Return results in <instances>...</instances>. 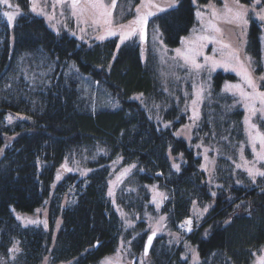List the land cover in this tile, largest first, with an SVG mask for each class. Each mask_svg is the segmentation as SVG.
<instances>
[{
	"label": "trees",
	"instance_id": "1",
	"mask_svg": "<svg viewBox=\"0 0 264 264\" xmlns=\"http://www.w3.org/2000/svg\"><path fill=\"white\" fill-rule=\"evenodd\" d=\"M15 2L23 13L13 27L0 6V262L40 264L48 256L50 264H98L128 251L124 259L131 264L144 258L147 222L160 213L166 224L153 240L148 264H189L190 245L197 248L198 264H250L264 246V179L253 183L235 169L245 142L244 111L221 87L236 77L201 73L208 84L189 131L192 75L187 80L179 68L172 77L173 64L164 73L148 42L133 36L118 49L114 38L81 42L54 33L28 11L29 0ZM173 2L146 25L167 49L179 46L195 22L191 0ZM138 5L116 0L112 19L131 21ZM257 26L249 30L247 52L264 89ZM106 95L111 105L102 100ZM8 113L18 118L8 124ZM205 157L214 159L210 173L200 168ZM117 159L132 168L111 201L107 183ZM76 169L90 172L82 177ZM151 185L164 193L158 210L150 204ZM193 205L210 208L184 235L179 226ZM39 208H45L46 228L24 227L12 213Z\"/></svg>",
	"mask_w": 264,
	"mask_h": 264
},
{
	"label": "rangeland",
	"instance_id": "2",
	"mask_svg": "<svg viewBox=\"0 0 264 264\" xmlns=\"http://www.w3.org/2000/svg\"><path fill=\"white\" fill-rule=\"evenodd\" d=\"M29 8L28 11L38 17H41L45 20L48 27L54 32V33H62L66 32L70 37L77 39L81 42H102L111 38H114L117 40V49L123 44L120 43V33L127 32L130 30L131 27H135V25H131L130 22L136 19L137 13L135 11V17L126 23L123 24H116L114 20L112 19V2H107V0H79V3L76 8V15H73V9H72V0H29ZM174 0H144V6L141 5V0H139L140 7V14L145 15L148 12L158 13V9L156 7H151V4L157 5L160 8H165L166 10L169 9V5H175L176 3L173 2ZM192 4L194 6V25L189 31V33L185 36H183L180 40L179 46L167 49L163 43L161 42V39L157 37V34L147 33L146 30V42L149 43L150 46L153 48V53L156 57L157 63L159 67L162 69L164 67L163 71L165 73V70L169 72V69L171 68V65L173 64L176 69L170 71L172 72V77H176L180 73V70L183 69L186 71V75L184 76L187 80H190V76L192 75V85H193V98L189 103V112H190V118L193 115V99H196V92L203 87L204 91L203 94H205V88L207 87L208 81L200 80L201 73L206 72L209 74L215 73V72H222L225 74H231L236 77V81H225L222 84L221 90L224 93H227L229 95H232L237 98L242 110L244 111V118H243V126H244V133H245V142L241 144L238 150V158L234 162L235 169L243 170L249 179L252 181V178L248 175L247 168L255 167L262 171H264V160H257L255 153L252 150V144L249 139V127L245 123V120L248 119L251 124H255L257 126V129L260 133H264V130L261 129L260 124L261 122H264V113H261L260 111H257L255 115H252L249 110L245 107L246 101L241 97L239 90L235 88H231L229 90L226 89V85H240L241 88L245 92H251V89L248 88L244 81L242 80L241 76L237 75L236 71H233L232 68H236L237 71H239V64L237 63V60L233 57L232 52L233 50H238L239 57H240V63L244 64V67L249 69V63L251 62L246 58H250L249 53L247 52V36L249 34V30L251 29V26L256 23L258 28L260 29L259 34V42H260V48H261V65L264 71V21H261L258 16L256 15L257 12H260L262 8H264V0H260V3L257 4L256 0H240V3L243 4L248 9V24L241 27H237V22L229 23L228 21L232 19L231 14L227 13L225 11V3L229 5V7H234L233 0H210L209 2L205 4H199L197 0H191ZM102 3L104 5V8L94 10L91 8V3ZM9 3L13 6L12 8H9L5 4H0L1 6V12L5 11H14L16 6H19L15 0H9ZM35 6V11H32V7ZM20 12L23 13V10L19 7ZM216 10L219 15L217 17L212 16L213 10ZM254 9V10H253ZM109 12L111 15H102L101 13L104 11ZM201 13V16L198 18L196 13ZM18 16V15H17ZM16 16V17H17ZM5 18V17H4ZM6 19V18H5ZM211 21L212 24H214L216 27L220 29V32H214L211 30H205L209 29V22ZM123 26V27H122ZM114 31L117 33V35L114 36H107L108 31ZM74 33V34H73ZM106 36L104 40L98 39L99 36ZM205 35H212L216 38V42H208V41H201L198 38ZM140 37L139 31L134 37ZM133 39V36L128 39ZM137 39V38H136ZM126 40V41H128ZM140 40V38H139ZM125 41V42H126ZM145 42V44H146ZM225 45H228L229 47H225ZM180 49L182 53L188 54L191 58V51L198 50L201 54L195 56V60L197 63L201 64L202 67L197 70L191 66V63H185V60L178 56L176 53V49ZM205 57H209V60L205 62ZM141 59L143 62L147 60V52L141 51ZM217 62V66L213 67V62ZM230 63L231 67L228 68V70H225V67L223 64ZM169 65V66H168ZM181 68V69H179ZM166 71V72H167ZM169 74V73H168ZM253 78L255 79V76L253 73H251ZM264 76V75H262ZM167 78L170 77L167 75ZM209 79V78H208ZM258 85L259 81L256 79ZM259 91H264V89H261L259 86ZM202 94V96H203ZM139 98L140 96L137 95ZM102 100H104L106 103L111 105V99L108 95L104 97ZM202 97L197 101V104L195 105V108L198 112V118L200 116V105H201ZM255 107L259 109L261 107L259 101H255ZM8 117H11V121H9ZM18 116L15 114L8 113L6 116V122L9 124L13 120L17 119ZM192 120V119H191ZM198 119L195 120L197 122ZM192 122L187 125L189 128V131H191L192 125L195 123ZM252 134L255 135L256 130H251ZM246 150L249 151L251 157L248 158L246 156ZM260 151V145L257 142L256 143V152L258 153ZM247 162V163H246ZM214 159H203V162L201 164V169L203 171L211 172L213 168ZM120 160L117 159L111 164V170L112 174L111 177L108 180L107 183V192L108 196L111 199V201H114V194L117 185L121 182L122 179L125 178V176L129 173L132 166H122L119 165ZM237 165H240V167H237ZM65 165L63 166V175L65 174ZM127 170V171H126ZM75 173L79 174L82 177H85L90 170L83 169V170H75ZM119 172V175L117 176ZM122 174L121 177H119ZM259 179H264V177L257 176L255 179V182H257ZM58 181V175L56 178V182ZM253 182V181H252ZM111 189L112 195H109V190ZM151 199L150 204L154 206L156 210H158L161 206V203L164 199V193L158 189L156 185H151L148 187ZM159 205V207H157ZM207 208V211L205 212L204 209ZM205 208H199L196 205H193L192 207V216L190 217L191 222H198L202 219L203 216H205L210 208L209 205H207ZM12 213L14 218L24 227L26 226H44L45 225V208H39L32 214H26V213H20L12 209ZM20 217V219H17V217ZM164 217L162 214H157L156 217L148 220L147 222V229L151 232L154 230L156 233L162 232L165 228L166 219L164 217L163 220L160 218ZM29 221H38L39 223H29ZM16 246V243H15ZM132 256V252L130 253ZM129 252H125V256L127 259ZM125 256L121 252H117L113 255L106 256L102 258L98 264H126V260L124 259ZM189 256V257H188ZM142 256L135 257L137 258L136 264H148V256L146 258H143L140 260ZM188 257V263L189 264H198L200 259L198 256L197 248L194 246L189 247L188 254L186 253V258ZM264 257V246L261 247V249L258 252H255L253 254V259L250 264H259L260 258ZM47 258V264H50L49 257ZM45 258L40 264H45ZM140 260V262H138ZM130 261V260H128ZM149 262V261H148ZM63 264V263H60Z\"/></svg>",
	"mask_w": 264,
	"mask_h": 264
},
{
	"label": "snow or ice",
	"instance_id": "3",
	"mask_svg": "<svg viewBox=\"0 0 264 264\" xmlns=\"http://www.w3.org/2000/svg\"><path fill=\"white\" fill-rule=\"evenodd\" d=\"M58 2H60V0H58ZM79 3V0H72V9H73V15H76V8L77 5ZM256 3L259 4L260 0H256ZM0 4H5L7 5L9 8H12L13 6L9 3V0H0ZM149 4H150V0H149ZM33 5H34V0H33ZM141 5L144 6V0H141ZM233 5L234 7H229V5L227 3H225V11L229 14H231L232 19L229 20V23H233V22H237V27H241V29L243 28V26L248 24V19L246 18L248 15V9L240 3V0H233ZM91 8H93L94 10H98V9H102L104 8V5L102 3H91ZM116 6V0H113L112 3V7L114 8ZM151 7H156L158 9L159 12H164L166 11L165 8H160L157 5L151 4ZM169 7H173V5H169ZM32 11H35V6L32 7L31 9ZM140 7L136 8V19L131 21L130 24L131 25H135V27H131L129 31L127 32H121L119 39H120V43H124L126 40L130 39L132 36H135L137 34V32L139 31L140 34V38L141 40L144 39V26L147 25L148 22V17L155 15L156 13L153 12H148L145 15H141L140 14ZM254 10V9H253ZM102 15H111L109 12H107L106 10L104 12L101 13ZM2 15L6 18V23L9 27H13L14 26V20L16 18L17 15H22V13L20 12L19 6H16L14 11H5L2 13ZM197 17L199 18L201 16V13L198 11L196 13ZM219 15V13L214 9L212 12V16L215 18ZM256 15L258 16V18L261 21H264V8L261 9L260 12H257ZM123 27V26H122ZM207 30H211L214 32H220V29L218 27H216L214 24L211 23V21L209 22V29H205ZM74 34V33H73ZM117 35L116 32L109 30L107 33V36H114ZM106 38V36H99L98 39L100 40H104ZM201 41H208V42H216V38L212 35H205V36H201L198 38ZM225 47H229L228 45H225ZM176 53L178 56H181L184 60L185 63H191V66L197 70H199L202 65L197 63L195 60V56L196 55H200L201 53L198 50H193L191 51V58L188 54L182 53L181 50L178 48L176 49ZM233 57L237 60V63L239 64V71H237L236 68H232L233 71L237 72V75L241 76L242 80L244 81V84L251 89V92H245L240 85H226V89L225 90H229L231 88H235L237 90H239L241 97L246 101L245 107L249 110V112L252 115H255L257 111H260L261 113H264V91H259V85L256 81V79L253 78L251 72L244 67L243 63H240V57H239V52L238 50H233L232 52ZM250 61V58H246ZM209 60V57H205V62H207ZM217 66V62H213V67ZM223 66L225 67V70H228L229 67H231L230 63H225L223 64ZM260 81H264V76H261L258 78ZM203 87H201V89L199 91L196 92V99H193L192 104H193V115L191 117V119L193 120V122H195L196 119H198V112L195 108V105L197 104V101L202 97L203 94ZM259 101L261 107L259 109H257L255 107V101ZM9 121H11V117H8ZM245 123L248 125L250 131H249V139L251 141L252 144V150L256 155L257 160H264V133H260L259 130L257 129V126L255 124H251L250 121L248 119L245 120ZM251 130H256L255 135L252 134ZM259 143L260 145V151L257 153L256 152V143ZM197 147H199V145H197ZM2 151V150H0ZM205 152H207V149H205ZM207 159V157H205ZM247 163V162H246ZM133 167H135L133 165ZM174 168L177 169V171H179V165H173ZM237 167H240V165H237ZM248 172V175L252 178L253 183H255V179L257 176L260 177H264V171L253 167L247 168L246 169ZM127 171V170H126ZM109 195H112V191L111 189L109 190ZM213 196H215V193H212ZM157 207H159V205H157ZM239 207V205L237 206ZM204 211H207V208L204 209ZM17 219H20V217L18 216ZM161 220L164 219V217L160 218ZM29 223H39L38 221H29ZM188 225H191V220H187L185 222ZM47 227V224L45 223V228ZM189 231L191 230V228L189 227L188 229ZM156 235V231L154 230L152 235H150L148 237V242L147 245L145 247V255H147V249L148 246L151 245L152 239L153 237ZM10 251H16L19 252L20 249L19 248H14L11 249ZM0 264H2V262H0ZM45 264H47V258H45ZM259 264H264V257L260 258Z\"/></svg>",
	"mask_w": 264,
	"mask_h": 264
},
{
	"label": "water",
	"instance_id": "4",
	"mask_svg": "<svg viewBox=\"0 0 264 264\" xmlns=\"http://www.w3.org/2000/svg\"><path fill=\"white\" fill-rule=\"evenodd\" d=\"M143 41H145V39H143ZM154 238V237H153ZM147 242H148V239H147ZM147 242H146V244H145V247H146V245H147ZM150 247H151V245L150 246H148V249H147V254H148V252H149V249H150ZM145 252V251H144Z\"/></svg>",
	"mask_w": 264,
	"mask_h": 264
}]
</instances>
